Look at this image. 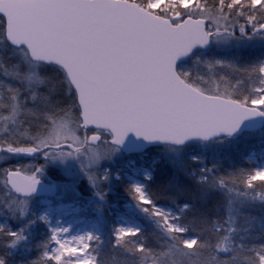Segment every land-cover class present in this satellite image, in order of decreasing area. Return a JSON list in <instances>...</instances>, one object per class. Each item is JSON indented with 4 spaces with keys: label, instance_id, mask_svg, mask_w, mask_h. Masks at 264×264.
Segmentation results:
<instances>
[{
    "label": "snow or ice",
    "instance_id": "1",
    "mask_svg": "<svg viewBox=\"0 0 264 264\" xmlns=\"http://www.w3.org/2000/svg\"><path fill=\"white\" fill-rule=\"evenodd\" d=\"M0 264H264V0H0Z\"/></svg>",
    "mask_w": 264,
    "mask_h": 264
}]
</instances>
